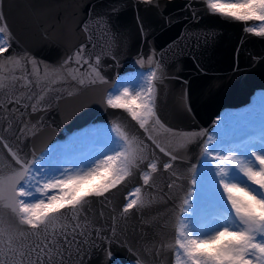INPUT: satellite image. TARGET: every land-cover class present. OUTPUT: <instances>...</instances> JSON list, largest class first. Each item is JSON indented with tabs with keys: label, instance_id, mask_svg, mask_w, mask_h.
Here are the masks:
<instances>
[{
	"label": "water",
	"instance_id": "1",
	"mask_svg": "<svg viewBox=\"0 0 264 264\" xmlns=\"http://www.w3.org/2000/svg\"><path fill=\"white\" fill-rule=\"evenodd\" d=\"M188 2L159 0L156 7L140 0H0L5 18L2 23L14 36L8 51L0 53L2 57H13L0 61V81L4 85L0 88L3 105L0 107V137H3L0 175L7 176L12 171L4 142L21 158L31 161L49 144L65 140L76 130L113 123H119L148 146L141 170H146L151 160L158 164L151 187L144 186L139 172L134 170L131 177L104 197H86L88 203L81 213V223L85 217L105 228L115 223L119 239L126 241L128 247L113 245L111 251L123 264H136L137 260L140 264H175L179 205L191 186V170L199 171L206 158L201 155L203 143L215 130L224 109L244 107L251 103L256 90L264 89V38L247 33L243 22L211 14L203 0H193L194 18L186 7ZM114 7L119 11L110 16L108 35L100 39V30L91 26L93 34L89 41L81 26L89 19L90 10L110 13ZM254 22L249 21L248 25ZM113 34L116 44H112ZM93 44L96 46L92 47ZM81 45H87L85 54L86 57L91 54L90 62L94 63L97 55L101 57L98 70L105 83L90 84L85 75L86 82L81 85L79 79H71L66 71L59 75L53 71ZM25 54L34 58L35 68L31 62L21 61V65H16L15 60ZM150 55L162 68L158 70L162 81H156V117L166 129H171L167 132L153 120L149 123L150 134L166 151L178 157L167 171L162 165L170 158L148 139V133L125 111L109 108L105 103L108 93L114 92L125 74L155 67V63L147 62ZM141 58L145 60L143 65L137 63ZM70 66L78 67L75 63ZM80 72L86 74L87 65ZM40 95H44V100L33 112L31 106ZM17 98L19 104L14 103ZM202 131L207 135L178 150L184 133ZM172 172L181 179L176 180ZM173 180L175 184L169 189L167 185ZM135 186L142 187L146 201L151 197L155 200L121 217L129 199L127 194ZM0 224L13 233L27 230L3 207H0ZM28 240L35 242L36 237L29 236ZM86 253L87 250L81 253L83 264L106 261L105 253L98 249L91 250L90 255ZM65 264L81 262L75 255L71 260L66 255Z\"/></svg>",
	"mask_w": 264,
	"mask_h": 264
},
{
	"label": "snow or ice",
	"instance_id": "2",
	"mask_svg": "<svg viewBox=\"0 0 264 264\" xmlns=\"http://www.w3.org/2000/svg\"><path fill=\"white\" fill-rule=\"evenodd\" d=\"M140 2L159 6V0ZM203 2L211 14L243 22L247 33L264 38V0ZM186 7L195 18L193 0H189ZM118 11L115 7L110 13H96L90 10L89 19L81 26L88 34L89 41L93 34L91 26L100 30V39L108 35L111 30L110 16ZM4 19L0 5V53L7 52L11 41L14 40L7 25L2 23ZM249 21L259 23L249 26ZM140 28L143 32L142 24ZM112 44H116L115 34ZM86 47L87 45H81L63 60L58 70L53 71L58 75L66 71L71 79H79L81 85L86 82L85 75L90 84L105 83V78L98 70L101 57L97 55L94 63L90 62L91 54L86 57ZM12 58L11 55L0 56V61ZM112 58L115 59V56ZM21 61L31 62L35 68L34 58L30 59L27 54L16 59V65H21ZM147 62L149 65L155 63V67H149L134 81L129 80L122 84L116 92H109L105 103L109 108L125 111L140 129L148 133V139L161 153L170 158L162 165L163 170L167 171L173 168L172 162L178 157L158 144L149 129L150 121L154 120L155 125L161 129L171 131L156 117V81H162V76L158 75V70L162 71V68L151 55ZM72 63L78 67L71 68ZM137 63L143 65L145 60L141 58ZM84 65L88 67L86 74L80 72ZM3 87L0 81V88ZM43 100L44 95L37 98L36 103L31 106L33 112L37 111V105ZM14 103L19 104V98ZM261 105L259 120L250 122L247 128L233 131L231 141L226 140L224 129H218L215 139L213 136H207L206 142L203 143L201 155L210 159L202 166L214 164V168L209 176L199 174L195 168L191 170V186L181 200L175 226V264H264V94L261 97ZM0 107L3 105L0 104ZM219 122L218 117L217 123ZM27 127L25 125V128ZM205 135L207 134L203 131L184 133L178 150L186 148L188 144ZM2 141L3 137H0V142ZM3 147L11 157L12 163L9 166L12 171L7 176L0 175V207L9 209L18 218L19 225L27 226V230L13 233L0 224V264H65L66 255L70 260L75 255L83 264L81 253L87 250L86 254L90 255L93 249L105 253L104 264H107V260H111V264H123L121 260L113 257L111 251L113 245L128 247L126 241L119 239L115 223L111 228H105L97 226L87 217L81 223V213L88 203L86 197H104L131 177L134 170L139 172L143 185L151 187L150 182L153 180V174L158 171V164L151 160L146 164V170H141L140 166L145 163L148 146L138 136L129 134L119 123H113L106 130L101 150L90 156L87 161H80L83 167L61 169L59 163L52 164L49 161V166L43 172L41 168L44 166L38 167L35 158L31 161L21 158L6 142ZM101 170L109 173L106 182L85 196H77L80 184L99 174ZM172 176L176 180L181 179L175 172H172ZM174 184L175 180L167 187L171 189ZM238 192L243 195H237ZM129 196L131 198L123 206L121 217L134 208L151 205L155 200L151 197L146 201L142 195V187H135ZM29 236H35V242L29 241ZM225 236L233 239L222 240ZM216 241L221 243L211 250L201 248L202 244H214ZM136 264H140L139 260Z\"/></svg>",
	"mask_w": 264,
	"mask_h": 264
},
{
	"label": "rangeland",
	"instance_id": "3",
	"mask_svg": "<svg viewBox=\"0 0 264 264\" xmlns=\"http://www.w3.org/2000/svg\"><path fill=\"white\" fill-rule=\"evenodd\" d=\"M255 23L257 24L256 21H255ZM145 72L146 71H142V73H145ZM259 105H261V104H258V105H254L253 104V106L247 107V109H249L251 107H257ZM242 110H244V109H242ZM234 111H240V110H235V109L232 110V109H230L229 111H227L223 115V117H222V119H221V121H220V123L218 125V128H217V130L218 129H224L225 130V134H226L225 138H226V140H229V141H231V139H232L233 131H238V130H235L234 127H233L234 126V121L232 123H229V121H228V119H230L232 121V113ZM244 115H249L254 120V116H253L252 113L247 112ZM259 117H260V114H258L256 116V120H259ZM86 129L80 130L79 132H77L75 134L74 138L80 137L78 135H80L81 133L83 134ZM217 130L212 135L214 137V139L216 138L215 134H216ZM98 140H101V138H98L97 141ZM75 141L76 140L72 139V140H70L68 142H65V143L64 142L57 143L55 146H53L51 148V150L43 158L41 163H44L47 160V167H48L49 166L48 162L50 161L48 158L51 156L52 153L58 152L59 160L62 163L61 169H63V168L72 169V168L77 167V166L83 167V165L80 164L81 160L87 161V159L90 156H92L94 154H97L101 150V146L100 145L94 146L92 143L91 144L89 143L88 146L82 147V148L79 147V146H76V145H72V143L75 142ZM77 142L79 143L80 141H77ZM91 145H92V147L94 146V147H98V148L93 152L92 151L93 148H91ZM90 148H91V150L89 151ZM52 158H54L53 155H52ZM101 158H103V157H101ZM209 159L210 158L206 157L205 161H207ZM212 168H214V164H209L206 167L202 166V169L200 170L199 174H203L205 176H209L211 174ZM85 170H87V169H85ZM101 174H104V175H101ZM108 177H109V173L104 171V170H101V172L99 174L93 175L91 178L86 179L83 183H81L82 184L81 187L84 190L86 188H92L93 186H96L95 188L97 189L98 187L102 186L103 182H106V178H108ZM198 178H199V176H198ZM102 180H104V181L101 182ZM135 187H137V186H135ZM135 187H133V188H135ZM133 188L130 190V192H132L134 190ZM237 195H243V193H239L238 192ZM245 198L248 199V197H245ZM227 239H233V237L225 236V237L222 238V240H227ZM219 243H221V241H216L215 244H213V245L202 244L201 248L211 250L212 248L215 247L216 244H219Z\"/></svg>",
	"mask_w": 264,
	"mask_h": 264
},
{
	"label": "trees",
	"instance_id": "4",
	"mask_svg": "<svg viewBox=\"0 0 264 264\" xmlns=\"http://www.w3.org/2000/svg\"><path fill=\"white\" fill-rule=\"evenodd\" d=\"M142 74V73H138V72H133V73H128L126 74L118 83L116 89H119L120 86L122 84H126L129 80H135L136 78H138V76ZM116 89L114 92H116ZM122 90V89H121ZM261 108L262 106L259 107H252L249 109H245L243 111H234L232 113V121L230 119H228L229 123H232L234 121V129L235 130H241L244 129L245 127L247 128L250 125V122L252 121H258L256 120V116L258 114H260L261 112ZM252 113L254 116V120L249 116V115H244L245 113ZM226 123V122H225ZM106 128L103 127H96L95 129H86L84 131V133L81 135H78L80 137L75 138L74 140H76L75 142L72 143V145H76L79 147H86L89 145V143L93 144L94 146L100 145L101 146V142L103 140V137L106 134ZM216 137V136H215ZM98 138H101V140H98ZM77 141H80L79 143ZM92 147L91 148L92 151L94 152L98 147ZM91 148L89 149V151L91 150ZM52 155L54 156V158H52ZM58 152H54L51 154V156L48 158L50 161H52V164H57L59 163L60 167H62V163L59 160V156H58ZM43 165L44 167L41 168V171H45L47 169V160L44 163H41L40 166ZM102 177V176H101ZM104 180H102L101 182H103ZM82 184H80L78 191L76 192V195H78L82 190L81 187ZM88 189V188H87ZM215 244V243H214ZM213 245V244H210Z\"/></svg>",
	"mask_w": 264,
	"mask_h": 264
},
{
	"label": "bare ground",
	"instance_id": "5",
	"mask_svg": "<svg viewBox=\"0 0 264 264\" xmlns=\"http://www.w3.org/2000/svg\"><path fill=\"white\" fill-rule=\"evenodd\" d=\"M259 22H257V24H258ZM253 24H256L255 22L253 23ZM253 24H250L249 26H251V25H253ZM147 71V70H146ZM262 94H264V89H258V90H256L255 92H254V94L252 95V101H251V103H249V104H247L246 106H248V105H252V104H261V97H262ZM253 106V105H252ZM228 110H230V108H226V109H224L223 110V112L219 115V117L221 118ZM218 125V124H217ZM109 127H111V125L109 126ZM77 132V130L76 131H74L73 133H71V134H69L68 136H67V138L65 139V140H57V141H54V142H52L51 144H49V146L46 148V150H44L39 156H38V158L36 159L37 160V166H38V164L40 163V161L48 154V152L51 150V148L53 147V146H55L57 143H59V142H67V141H69V140H71V139H73L74 138V136H75V133ZM205 161V160H204ZM203 165V164H202ZM201 165V166H202ZM200 166V167H201ZM202 169V168H201ZM133 189H135V188H133ZM129 193H130V191L128 192V196H129ZM129 198H130V196H129Z\"/></svg>",
	"mask_w": 264,
	"mask_h": 264
}]
</instances>
